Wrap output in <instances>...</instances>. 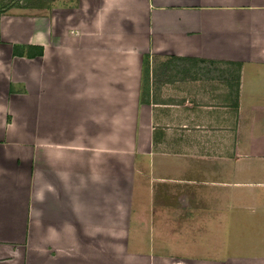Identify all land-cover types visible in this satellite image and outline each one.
I'll use <instances>...</instances> for the list:
<instances>
[{
    "label": "crops",
    "instance_id": "obj_1",
    "mask_svg": "<svg viewBox=\"0 0 264 264\" xmlns=\"http://www.w3.org/2000/svg\"><path fill=\"white\" fill-rule=\"evenodd\" d=\"M29 10L0 12V264H264V0Z\"/></svg>",
    "mask_w": 264,
    "mask_h": 264
},
{
    "label": "rangeland",
    "instance_id": "obj_2",
    "mask_svg": "<svg viewBox=\"0 0 264 264\" xmlns=\"http://www.w3.org/2000/svg\"><path fill=\"white\" fill-rule=\"evenodd\" d=\"M57 2V3H63L64 1H69V2H72V0H1V6L2 7H5V6H9V7H12L14 6L15 8L19 9L20 11H30L29 9H44L46 7H48L50 5V3H53V2ZM163 59L161 60H157L159 63L162 62ZM163 65V63H161ZM160 68H162V70L166 69V67H161L160 65H158L156 67V75L158 74V71L160 72ZM171 72V71H170ZM171 74V73H170ZM168 76V75H167ZM145 85V83H144ZM142 85V87L144 86ZM227 243V242H225ZM237 243H241V242H238V241H235V242H230L231 244V251H234L235 248H234V244H237ZM234 248V249H233Z\"/></svg>",
    "mask_w": 264,
    "mask_h": 264
},
{
    "label": "trees",
    "instance_id": "obj_3",
    "mask_svg": "<svg viewBox=\"0 0 264 264\" xmlns=\"http://www.w3.org/2000/svg\"><path fill=\"white\" fill-rule=\"evenodd\" d=\"M8 7L9 6L2 7L1 6V0H0V12H2L5 8H8ZM143 64H144V68H143L142 85H144V83H146V81H147V75H148V58H147V56L144 57ZM231 81H232V83H234L235 90L237 92V88H238V75L232 76L231 77Z\"/></svg>",
    "mask_w": 264,
    "mask_h": 264
}]
</instances>
